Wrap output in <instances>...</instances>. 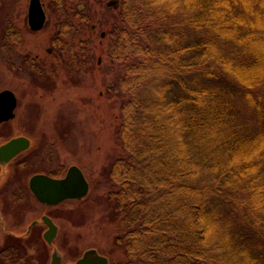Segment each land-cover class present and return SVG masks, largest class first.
Here are the masks:
<instances>
[{"label":"trees","instance_id":"obj_1","mask_svg":"<svg viewBox=\"0 0 264 264\" xmlns=\"http://www.w3.org/2000/svg\"><path fill=\"white\" fill-rule=\"evenodd\" d=\"M52 1L63 18L57 56L90 64L89 0ZM104 10L122 149L105 197L124 226L125 264H264V0H117ZM26 248L6 241L0 264L31 262Z\"/></svg>","mask_w":264,"mask_h":264},{"label":"rangeland","instance_id":"obj_2","mask_svg":"<svg viewBox=\"0 0 264 264\" xmlns=\"http://www.w3.org/2000/svg\"><path fill=\"white\" fill-rule=\"evenodd\" d=\"M1 1L7 14H11V8H16L12 14L15 24H18V14L26 11L28 0H20L19 6H13L14 2L10 3V0ZM109 1L87 2L96 16V28L89 36H83L89 49L85 50V55L89 52L92 56L90 64L81 63L72 69L62 64L56 51L46 53L47 49L53 50L52 40L59 20H63L55 14L52 0H41L46 8L43 29L34 34L27 29L22 35V50H12V53L28 57L35 54L40 56L46 70L38 81L30 84L22 80L26 79L25 74L16 78L8 73L5 64L11 63V60L5 59L0 50V87L14 88L22 104L16 119L0 125V143L19 133L27 135L35 143L30 151L33 158L31 164L20 166L18 170H15L17 166L11 165L8 179L0 177V246L6 242L2 227L9 232L22 234L32 220L39 219L44 213H51L59 226L55 246H46L39 236L26 248L28 258H32L30 264H50L54 249L61 253L62 264H65L76 260L90 248L104 254L109 264L126 262L117 241L124 233V226L107 207L105 197L111 185L108 166L122 152L116 141L120 99L107 92L116 69L108 62V37H101V33L108 32L107 22L113 15L104 10L105 7L111 9L107 6ZM73 25L76 27L78 24L75 21ZM66 58L70 59L68 56ZM39 85L42 89L37 90ZM29 103H34L36 107L32 105L30 109ZM73 165L81 170L89 184V192L84 198L48 209L35 202L30 194L22 202L13 195L15 191L27 190L28 179L34 173L65 172ZM15 172L18 174L15 175ZM42 229L39 228V231Z\"/></svg>","mask_w":264,"mask_h":264},{"label":"flooded vegetation","instance_id":"obj_3","mask_svg":"<svg viewBox=\"0 0 264 264\" xmlns=\"http://www.w3.org/2000/svg\"><path fill=\"white\" fill-rule=\"evenodd\" d=\"M30 1L31 0H28V3L26 5V7H27L26 11L24 10L23 14H18V18H17L18 24H15V20L13 18L14 15L12 14V12H14V10L16 8L15 9L13 8V10L11 8L9 10V12L12 11L11 14H7V12H4L5 10L3 11V6H2L3 2L0 0V50L2 52V56L5 59H7L9 62L11 60V63L5 64V67L8 71V73H10L13 77H16V78L18 76L25 74L24 77H26V79H22V80L24 82L34 84V81H38L39 80L38 77H40L42 75V73H44V70H46L45 69L46 65L43 62L42 63L40 62V56L38 54H35V56H33V57L32 56L28 57V56H25L24 54L22 55V54H18V53H12L13 52L12 50H22V48H21L22 42H23L22 35L24 34V32L27 31V29H28V32H30L32 34L37 33L43 29L42 28L40 30H33L29 26L28 10H29ZM20 2H21L20 0H10V3H13V6H17V5L19 6ZM40 2H41V0H40ZM24 4H25V2H23V5ZM41 4L43 7V11L45 13V16H46L45 4L43 2H41ZM11 7H12V5H11ZM45 23H46V18H45ZM45 23H44V26H45ZM5 50H8L9 52L8 51L6 52ZM46 53L52 54V53H55V50H54V48H53V50L47 49ZM27 73H29L28 76H27ZM36 88H37V90L42 89V87L40 85L37 86ZM5 90L11 91L14 94L15 99H16V107L13 110L14 118L6 121V122H9L11 120L16 119L17 112L20 111L22 104L19 100L18 94H16L17 91L14 88L9 87V86L8 87H2V88L0 87V92L5 91ZM32 105L36 107V105L34 103L33 104L29 103L30 109L32 108ZM6 122H3V123H6ZM3 123H0V125ZM21 129H22V127H21ZM17 137L27 138L29 140V147L27 149H25L24 151H22L21 153H19L18 155H16L14 158H12L8 163L0 164V177H1V179L6 178V180H7L8 177L10 176V172L8 170L9 166L14 165V166H19V167L20 166L24 167V166H27L29 163L31 164V162L33 161V158L30 154V151L33 150L35 143L33 142V140L30 137H28L27 135H25L23 133H19V134L14 135L10 138H7L6 140H4L0 143V146L3 145L4 143L10 141L11 139L17 138ZM2 168H6V170L5 171L3 170L4 172H2ZM68 169L65 172L64 171H58V173H55V174L47 173V172L46 173L45 172L44 173H42V172L34 173L28 179L27 190L15 191L17 193L14 192L13 195H15L17 198H19L21 202L25 201L26 197L31 196L35 202H37L38 204H40L43 207L48 208V209L57 207L64 202L76 201V200H64V201H62L58 204H55V205L42 204L35 198V196L31 192V190L29 189V180L34 175L43 174V175H47V176L54 178V179H61L66 175ZM27 192H29V193H27ZM28 194H30V196H28ZM22 199H24V200H22ZM43 216L48 217L57 227V234H56L55 238L52 240L51 244H47V242L43 238V234L47 230V226L42 221ZM39 228H43L42 231H39ZM58 234H59V226H57V224L55 223V219L52 217L51 213H44L42 216H40L39 219L32 220L27 225L25 232L22 234H16L12 231L11 232H9V231L5 232V235L9 236L8 239L6 238V241H9V243H11L13 246H24V247H29L30 245H32L33 244L32 242L35 240L34 238L39 237V236L41 237V241L46 246H48V247L55 246V241L57 240ZM54 248H56V247H54ZM90 249H94L99 256L105 257V255L99 253V251L97 249H95V248H90ZM87 250H89V249H87ZM87 250H85L76 260H74L72 262L65 263V264H75L76 261L79 260ZM51 256H50V264H51ZM16 261H17L16 264H30L31 263V262H28L27 259H23L21 257H18ZM109 262L110 261H108V264H109ZM62 263H63V256L61 255V260H60L59 264H62Z\"/></svg>","mask_w":264,"mask_h":264},{"label":"water","instance_id":"obj_4","mask_svg":"<svg viewBox=\"0 0 264 264\" xmlns=\"http://www.w3.org/2000/svg\"><path fill=\"white\" fill-rule=\"evenodd\" d=\"M117 0L107 3L109 7H116ZM45 13L40 0H31L28 10L29 26L33 30H40L45 23ZM105 34L101 33V37ZM16 99L11 91L0 92V123L14 118L13 110ZM29 147V140L25 137L13 138L0 146V164L8 163L16 155ZM29 189L35 198L42 204L55 205L64 200H78L89 192V184L77 166H70L66 175L61 179H54L47 175L37 174L30 178ZM47 230L43 234L47 244H51L57 234L56 225L46 216L42 217ZM61 254L54 249L51 264H59ZM75 264H108V259L99 256L94 249L87 250Z\"/></svg>","mask_w":264,"mask_h":264}]
</instances>
